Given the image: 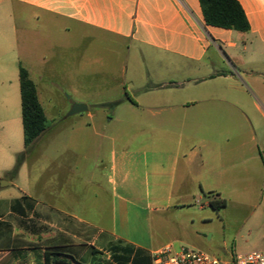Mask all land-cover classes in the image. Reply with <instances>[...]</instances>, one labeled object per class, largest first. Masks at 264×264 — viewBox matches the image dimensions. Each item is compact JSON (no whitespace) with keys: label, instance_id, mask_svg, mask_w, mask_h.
<instances>
[{"label":"crops","instance_id":"1","mask_svg":"<svg viewBox=\"0 0 264 264\" xmlns=\"http://www.w3.org/2000/svg\"><path fill=\"white\" fill-rule=\"evenodd\" d=\"M238 2L248 32L207 25L199 0H0L9 12L20 5L37 12L38 20L63 21L69 33L87 37L100 31L189 63L156 65L161 71L156 76L174 71L181 76L178 81L157 78L133 86L144 92L129 103L174 130L165 139L108 149L102 169L110 222L86 216L91 206L70 189L72 170L61 173L59 158L52 161L51 180L38 175L35 195L9 179L4 187H18L19 194L7 197L0 191V264H46L49 250L73 257L72 264H118L114 257L122 256L124 247L133 250L128 264L137 249L146 251L153 264L156 250L176 245V240L156 239L154 217L192 205L198 190L204 192V179L216 174L212 142L199 135L220 127L246 133L253 127L254 110L264 117V0ZM12 39L0 28V54L14 47ZM210 51L214 56L204 61ZM86 103L87 116L95 117ZM16 104L22 115L21 90ZM9 113L8 94H0V118L8 119ZM16 200L19 210L13 207Z\"/></svg>","mask_w":264,"mask_h":264},{"label":"rangeland","instance_id":"2","mask_svg":"<svg viewBox=\"0 0 264 264\" xmlns=\"http://www.w3.org/2000/svg\"><path fill=\"white\" fill-rule=\"evenodd\" d=\"M37 15L20 5H13L10 12L0 5V28L14 41V47L0 54V94H8L10 109L8 119L0 118L1 194H19L18 187H4L14 179L35 195L38 175L51 180L52 161L59 158L61 173L72 170L70 189L91 206L86 216L108 223L111 205L102 169L108 149L165 139L174 130L158 125L157 118L129 103V98L138 99L144 92L143 88L133 91L134 84H152L157 78L178 81L181 76L174 71L156 76L161 72L156 65L189 63L147 52L131 39L100 31L87 37L78 31L69 33L65 22L53 17L38 20ZM213 56L210 51L204 61ZM20 63L37 84L47 115L46 131L30 151L24 145L21 106L16 104ZM252 95L260 103L255 92ZM81 102H88L96 116L69 115L72 106ZM199 136L212 142L216 174L204 179V192L198 190L192 205L154 217L156 239L176 240L177 246L221 258L264 250V117L254 110L253 127L246 133L220 127L205 129ZM21 154L24 159L18 165ZM218 199H224L225 205L213 207L211 203Z\"/></svg>","mask_w":264,"mask_h":264},{"label":"trees","instance_id":"3","mask_svg":"<svg viewBox=\"0 0 264 264\" xmlns=\"http://www.w3.org/2000/svg\"><path fill=\"white\" fill-rule=\"evenodd\" d=\"M199 1L207 25L240 32H248L250 30L249 21L238 0ZM19 79L22 101L24 145L26 150L30 151L32 145L47 128V116L44 107L39 100L37 85L31 78L29 70L22 64L19 65ZM23 159L24 154L18 156V165L22 163ZM17 169L18 167L15 168V170ZM216 203L218 206L215 205ZM27 205L30 207L29 203H27ZM211 205L213 207L224 206L225 200H215ZM13 207L15 210H19L21 207V201L16 200ZM123 251L124 254L122 256L114 257L118 264H128L130 253L133 250L130 247H124ZM71 258L72 259L69 260L68 255L56 250H49L46 252V264H72V260L75 261V259L73 257ZM131 264H152V261L146 251L137 249L134 253Z\"/></svg>","mask_w":264,"mask_h":264},{"label":"built area","instance_id":"4","mask_svg":"<svg viewBox=\"0 0 264 264\" xmlns=\"http://www.w3.org/2000/svg\"><path fill=\"white\" fill-rule=\"evenodd\" d=\"M153 264H264V250L233 252L221 258L185 245L168 244L153 253Z\"/></svg>","mask_w":264,"mask_h":264},{"label":"water","instance_id":"5","mask_svg":"<svg viewBox=\"0 0 264 264\" xmlns=\"http://www.w3.org/2000/svg\"><path fill=\"white\" fill-rule=\"evenodd\" d=\"M88 110V106L83 103L74 104L69 112V115L78 114Z\"/></svg>","mask_w":264,"mask_h":264}]
</instances>
